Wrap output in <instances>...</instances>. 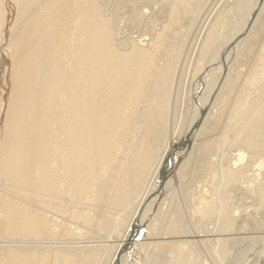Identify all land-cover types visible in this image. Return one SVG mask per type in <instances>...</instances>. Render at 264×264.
<instances>
[{
  "label": "bare ground",
  "instance_id": "1",
  "mask_svg": "<svg viewBox=\"0 0 264 264\" xmlns=\"http://www.w3.org/2000/svg\"><path fill=\"white\" fill-rule=\"evenodd\" d=\"M131 1L124 3L132 6ZM137 1L143 3L138 4L142 10L137 5L131 11L137 9L141 19L130 11L136 15L129 20L132 27L142 19L154 21L153 8H147L153 4L160 5V10L154 7L155 13L159 10L157 24L120 42L118 36L125 34L115 31L126 33L128 28L113 30L118 22L111 24L105 14V0H0V66L8 54L12 61L10 97L0 126V191L9 192V197L0 194V264H160L163 254L172 259L168 264H181L194 254L201 262L194 258L191 263L210 264L209 258H202L207 252L216 263L232 264L227 262L231 250L247 264H264V226L255 227L254 220L252 225L238 224L236 217L247 208L228 215L226 203L208 196V184L198 187L196 199L191 197L193 229L184 221L190 226L179 229L182 222H174L169 214L170 199L194 149L205 151L211 145L200 143L199 136L208 123L223 118L226 93L236 90L237 100L248 99L253 87L264 93V51L253 61L255 68L263 69L258 76H249L250 69L242 67L248 72L243 76L238 66L240 57L251 52L246 44L256 35L264 0H239L236 7L246 6H239L245 8L239 9L242 14L230 5L233 0H215L208 10V0ZM6 2L15 12L9 40L3 43ZM191 7L199 8L194 13ZM192 13L199 20L189 24ZM123 15L128 14L118 18L123 20ZM139 23L133 30L139 31ZM229 34L235 37L227 47ZM221 50L227 58L219 62ZM182 59L185 65L178 77ZM197 78L206 83L199 97L194 94L201 81L195 84ZM239 108L236 120L244 121L249 109ZM251 109V125H262L257 110ZM244 122L241 129L248 124ZM241 144L222 175L227 181L245 179L247 188L241 192H252L251 198L259 200L254 203H263L264 183L257 181L264 177V157H256L263 147L251 137ZM248 151L257 154L248 156ZM164 177L162 189L152 197ZM248 193H241L243 201ZM98 207L108 217L98 216ZM207 215L221 222L216 220L212 228L199 226ZM135 220L144 231L130 259L118 258L134 233L130 228ZM103 230L106 233L98 236Z\"/></svg>",
  "mask_w": 264,
  "mask_h": 264
},
{
  "label": "rangeland",
  "instance_id": "2",
  "mask_svg": "<svg viewBox=\"0 0 264 264\" xmlns=\"http://www.w3.org/2000/svg\"><path fill=\"white\" fill-rule=\"evenodd\" d=\"M111 1V2H110ZM125 1V0H124ZM124 1L123 0H105V4L103 3V6L104 7H108V9L106 10V11H108L109 13H111L110 15H109V13L108 12H106L105 14L107 15L108 14V17H110L109 19H110V22H112L111 24H113V22H115V19H116V22H118L115 26H119V28H117V27H115L114 25H112V26H114L115 28L113 29V30H115V29H122V30H124V32H125V29H127V30H129L130 29V27H132V22H130L129 20H131L132 18H134L133 16L135 15L136 16V18H134V19H136L137 21H138V18L137 17H139V12H135V11H137V9L138 10H142L141 9V7H140V5L141 4H143L142 2H138V1H140V0H138L137 2H138V4H140V5H136V2H135V0H132V1H134V5H132L133 7L134 6H136L135 8H137L136 10H135V8L133 9V11H131L132 10V6H131V4H129V2H127V6L125 5L126 3H124ZM126 1H130V0H126ZM131 1V2H132ZM141 1H143V0H141ZM145 1V0H144ZM147 1V0H146ZM149 1V0H148ZM147 1V2H148ZM203 1H205V0H203ZM209 2L206 4V8L205 9H207V7L208 6H210V3L212 4L213 3V1H215V0H208ZM235 1H237V2H235ZM239 0H233L232 2H231V4L230 5H232V7L234 8L235 7V10L234 11H236V13H238V11H239V13H241L242 14V12H241V10H239V9H242V10H244L245 8H246V6H242L241 4L239 5V6H241V7H245V8H240L239 6H237L236 7V5H238L237 3H239L238 2ZM243 1V0H242ZM241 1V2H242ZM106 2L107 3H109V4H106ZM145 3V5L147 4H149V2L148 3ZM240 2V3H241ZM245 2V0L243 1V3ZM152 2L150 1V4H151ZM153 3H155V2H153ZM201 4H203V2L201 3ZM107 5V6H106ZM109 5V6H108ZM131 7L130 9H128L129 8V6ZM155 5H157V8L160 10V5L159 4H153V5H148V7L147 8H153V9H150V10H152L154 13L153 14H155V18L157 19L158 17H157V12H159V10H157V12L155 13V11H156V7H155ZM243 5H245V4H243ZM125 6V7H124ZM159 6V7H158ZM124 7V9H122ZM155 7V8H154ZM195 7V6H194ZM194 7L192 8L191 7V9H192V12H194V13H196V9H198V8H196L195 10H193L194 9ZM239 7V8H238ZM4 8H5V11H6V14H5V19H6V29H5V33H4V39H3V43H7L8 42V40H9V37H10V28H11V26L13 25V23H14V17H13V15L12 14H14V12H15V9H14V6H13V4L12 3H8V2H6V3H4ZM236 8H237V10H236ZM105 9V8H104ZM118 9H121L120 11L122 12L123 10V13H121V12H119L118 11ZM126 9L130 12H133V13H135V14H133L132 15V13L130 12V15L132 16V17H130L129 16V13H127L128 11H126ZM115 10L117 11V16L115 15L114 17L112 16V13H114L115 12ZM208 10V9H207ZM110 11H113V12H110ZM126 11V12H125ZM118 12H119V15H121V14H128V15H123L122 17L124 18V17H126V18H124L123 20H121L120 18H118V17H121V16H119L118 15ZM230 12H232V9H230ZM245 12V11H244ZM243 12V13H244ZM121 13V14H120ZM189 13V12H188ZM187 13V15L188 16H191V15H189V14H191V12L188 14ZM235 13V12H234ZM238 13V14H239ZM193 14V13H192ZM114 15V14H113ZM158 15H161V14H159L158 13ZM186 15V16H187ZM194 15L195 14H193L192 16V18L190 19V20H188V23L190 24L193 20H194V18H195V20H194V23H195V21L196 22H198V20L199 19H196V17H194ZM127 16H128V18H127ZM111 17L112 18H114L113 20L114 21H111ZM115 17H117V18H115ZM237 17H241V16H237ZM140 19H141V17H139ZM154 18V21L152 22V23H154V22H156L155 24H157V21L158 20H156ZM118 19V20H117ZM122 21H120V20ZM139 19V20H140ZM126 20H128V21H126ZM133 20V19H132ZM151 20H153V18H151L149 21H151ZM156 20V21H155ZM187 20V19H186ZM232 20V19H231ZM121 23H120V22ZM129 24V23H131V26L130 25H128L126 22ZM137 21H135L134 22V26L132 27V31L131 30H129L130 32H131V34H132V32L133 31H135V33L134 34H132V36H131V34H129L130 32H127V30H126V33H123L121 30H118V31H115V32H117V35H124L125 34V36L123 37V36H118L119 37V41L121 42V39H122V41H126L127 40V38L126 39H124L125 37H127V35H129L128 37H132V38H135L136 37V35L138 36V34L141 32V33H143V34H145L146 32H149V30H150V28H151V26H154V24L153 25H151L152 23L151 22H149L148 20H146V22L147 23H150V26L149 25H147V23L146 22H144L143 23V19H142V23L140 22H137ZM191 21V22H190ZM260 21V22H259ZM258 21V24H257V26H258V28L256 27V35L253 37V38H251V39H249L248 41H247V47H249L250 48V50H251V52H246L245 53V55L243 56V58L242 57H240L241 59H242V61H241V59H240V62H239V64H238V66H241L240 68H239V70L241 71V69H242V73L244 74V71L247 69L248 70V72H249V69H250V73H248L249 74V76L251 75H253L252 77H254V73H255V75L256 76H258L259 74H260V70H263L264 69V66H262V68L263 69H261V67H254V63L257 61V60H254V59H259L258 58V56H260V55H262L263 54V51H264V12H263V16H262V18H261V20H259ZM115 22V23H116ZM123 22H125V23H123ZM135 23H139V25H140V28L138 27V30L139 31H137V29H135V30H133V28L135 27V26H138V24L137 25H135ZM185 23V22H184ZM125 26V28H123V27H121V26H123V25ZM147 25V26H149V27H147V26H144V25ZM142 25V26H141ZM186 25V24H185ZM130 26V27H129ZM146 27V29L144 28V27ZM121 27V28H120ZM127 27V28H126ZM142 27V28H141ZM136 28V27H135ZM144 28V29H143ZM143 29V32L141 31V30ZM148 29V30H147ZM145 30V31H144ZM119 31H121L123 34H120V32ZM119 32V33H118ZM136 32H139L138 34L136 33ZM145 32V33H144ZM141 33H140V35H141ZM193 32H191L190 34H189V39H190V41L192 40V37H193ZM192 35V36H191ZM231 34H229V36H230ZM135 36V37H134ZM228 36V37H229ZM117 37V38H118ZM234 37H235V35L234 36H230L229 37V39L231 38V40L229 41V43H228V45H227V47H230L231 45H232V43H233V41H234ZM233 38V39H232ZM124 39V40H123ZM228 40V39H227ZM6 41V42H5ZM187 45L186 46H188L189 47V42H187L186 43ZM188 47H186L187 49V52H188ZM226 47V48H227ZM263 48V49H262ZM228 49V48H227ZM227 49H225V50H227ZM225 50H223L224 51V53L222 52V50L218 53V54H220V55H222L221 57H220V55H218V59H219V62H221L222 60H224L225 58H227L226 56V52H225ZM260 51H262V53H260ZM224 54H225V56H224ZM260 54V55H259ZM8 55H10V54H8ZM6 56L3 60H2V64H1V66H0V103L2 104V108H1V111H0V126H2V122H3V116H4V111H5V108H6V104L5 103H7V101H8V99H9V97H10V86H11V80H10V76H11V74H10V71H11V65H12V61H11V56ZM229 56V55H228ZM263 56H264V54H263ZM9 57V58H8ZM184 58V57H183ZM230 59V58H229ZM217 60V59H216ZM232 60V59H231ZM231 60H229L228 62L230 63V62H232ZM184 60L182 59V62H181V65H179V68H178V70H179V72H178V77H180L179 75H180V72L182 73V68L184 67V65H185V62H183ZM253 61H254V63H253ZM215 62H217L218 63V60L217 61H214V63ZM227 62V63H228ZM260 62V61H259ZM226 63V64H227ZM183 64V65H182ZM225 64V65H226ZM182 66V67H181ZM225 67V66H224ZM223 67V68H224ZM245 69H243V68ZM255 69H254V68ZM206 70H209L208 68L206 69ZM244 70V71H243ZM264 71V70H263ZM204 73V72H203ZM246 72H245V74L243 75V76H245V75H247L248 76V74H247ZM206 74V73H205ZM205 74H204V76H205ZM198 79L199 80H201L200 82L198 81ZM196 80V79H195ZM194 80V81H195ZM246 80H248L247 79V77L245 78L244 77V80L243 81H246ZM264 80V79H263ZM196 82V83H195ZM195 82H193V85H195V84H197L198 82H199V84L198 85H196L197 86V90H195V92H194V94H196L197 96H198V94H201L202 92V90H204L205 89V84H204V82H203V79L202 78H197V81H195ZM203 82V83H202ZM195 83V84H194ZM240 84H242L241 83V81H240ZM239 84V85H240ZM239 85L237 86V88L239 87ZM200 86H202V87H200ZM241 87H242V85H240ZM252 86V85H251ZM255 86V85H254ZM192 87H194V86H192ZM250 87V86H249ZM249 87H247V90L249 89ZM202 88V89H201ZM204 88V89H203ZM201 89V91H199ZM9 91V92H8ZM236 90H234L233 91V95L232 94H230V93H226V96L223 94V98H224V96H225V98H224V104L222 105V106H224L225 105V107L223 108V110L224 109H226V111L224 112L223 110H222V117L223 118H221L217 123L216 122H214L213 123V121L211 122V123H208V124H210V125H206L205 126V128H204V130L201 132V134H200V136H199V142L200 143H202V142H204V143H202V144H205V143H210L211 145L208 147V149L207 150H205V151H201V150H199L198 151V148L196 147V149H194V150H196L195 152H194V154H193V156L191 157V159H190V161H189V165H187V166H185L186 168L184 169V172H183V177H182V180L180 181V183L178 182V184H176V188H175V192H174V194L172 195V197H171V199H170V201H168V202H170L169 204H170V210H169V214H170V218L171 219H173L174 220V222H182V223H178L179 225H177V224H175V225H177L178 227L180 226V225H183V221L184 222H187L188 224H190V225H188L187 223H185L184 225H183V227L184 226H186V227H194V226H192V224L194 223V221L195 220H193L194 218H192V215H191V213H192V211H191V208H192V199H191V197H193V196H195L194 198H193V200L194 199H196L197 197V192H198V190H199V188L198 187H201L202 186V184H205L206 186H207V184H208V196H210L211 197V195H212V197L214 196V198H216V201L218 200V203L219 204H222L223 205V203H226V208H225V211L227 212V214L228 215H233V210L234 209H236V210H239L240 209V211L241 210H243V209H245V207L247 208L246 210H248V212L246 213V210H245V212H244V214L242 213V212H240L239 211V213L242 215L241 217H236L237 219H236V222L238 223V224H240V225H244V224H242L243 222H245V224H249V225H252V224H254V221H256V226L255 227H257L258 226V228H263V226H264V214H263V217H262V212L264 211L263 209V211L261 212V211H259V208H263V206H264V201H263V203H260V204H263V206H260L259 207V203H254V202H258L259 200H258V198L257 197H254V198H251L252 197V192L251 193H248L249 194V196H246V198L244 199V201L245 200H247V198H250V199H248L247 200V202H249L248 204L246 203V205H250V203H252L253 202V204L252 205H250L251 206V208H253V206L255 205V204H258L257 205V207H258V209L254 206V208L253 209H255L256 210V212H254V213H252L254 210L253 209H251L250 207H247L246 205H245V202L243 201V199H242V197H241V193H242V195L244 194H246L247 195V193L245 192V193H243L245 190H243V186L245 187V188H247V184L245 183H243L242 181H245V179H240V178H237V179H235V178H232V179H230V181L228 180H226L224 177H223V173H225V171L223 170V169H226V168H228L229 167V165L231 164V160L230 159H232V157H230V156H232V154H234V152L233 151H235L237 148H243L244 146L241 144V139H243V138H245V137H251L253 140H254V142L256 143V145H259V146H262L263 148H261L262 149V151H260V153L261 152H263V153H261V154H259V151H258V154L260 155V156H258V154H257V158L258 157H261V158H263L264 157V99H263V97H264V93L262 94V95H260L259 94V88H258V86L257 87H253V88H251L250 90H248L249 92L247 93V94H250L249 95V98L248 99H245V98H240V100H237V98H233V97H235L236 95H237V92H235ZM197 92H200V93H198L197 94ZM234 92H235V94H234ZM200 96V95H199ZM198 96V97H199ZM231 96V97H230ZM238 96V95H237ZM236 96V97H237ZM198 97H197V99H198ZM194 98H196V96L194 95V97H193V102L195 101L194 100ZM234 99H236L237 101H235ZM261 99V100H260ZM240 105H241V108H239L240 107ZM243 105V106H242ZM239 109H241V111H243V110H245V109H251V108H255V110H257V112L259 113L258 114V116H259V118H260V123H262V125H256V126H252L251 125V123H250V119H251V115H252V112L251 111H247V114H246V118L245 119H243L244 121H246L248 124L245 126V128H243V129H241V125H243L245 122L244 121H237L236 120V117L238 116V113L239 112H237V109L238 108ZM252 110V109H251ZM224 114V115H223ZM217 121V120H216ZM217 124V125H213V124ZM1 128V127H0ZM210 140V142H208ZM215 140V141H214ZM198 142V143H199ZM212 142V143H211ZM198 144L197 146L199 147V149H201V145L202 144ZM203 146V145H202ZM248 156H252L251 155V153L248 151ZM250 154V155H249ZM256 154H254V155H256ZM253 155V156H254ZM252 156V157H253ZM193 157H194V159H193ZM214 161V162H213ZM252 162V161H251ZM211 179V180H210ZM262 179H264V177L262 176L260 179H258V181L257 182H261V181H263V182H261V183H264V180H262ZM261 180V181H260ZM208 181L210 182V184L208 183ZM212 182H214V184L212 183ZM213 184V185H212ZM209 185H210V187H209ZM240 186H242V190H241V188H240ZM197 188V189H196ZM210 188V189H209ZM177 189V190H176ZM205 189V188H204ZM0 190H2V187L0 188ZM195 191V192H194ZM241 191H243V192H241ZM177 193V194H176ZM192 193V194H191ZM210 193V194H209ZM0 194L1 195H5V197H9V192H7V191H4L3 193L0 191ZM251 194V195H250ZM175 195V196H174ZM253 196H255V195H253ZM245 197V196H244ZM243 197V198H244ZM255 198H257V200L255 199ZM233 200V201H232ZM252 200V201H251ZM244 204H243V203ZM239 204V205H238ZM244 205V207H243V205ZM238 205V206H237ZM173 206V207H172ZM242 206V207H241ZM235 207H238V209L237 208H235ZM91 208H93V205L91 206ZM99 208V207H98ZM97 209V208H96ZM99 209H101L102 211H98ZM98 210H95L96 211V213L98 214V216H106L107 215V217H108V214L106 213H104L103 211H104V209L103 208H99ZM172 209V210H171ZM251 209V210H250ZM189 210V211H188ZM236 210H234V212L236 211ZM250 210V211H249ZM253 210V211H252ZM261 212V213H259V212ZM98 212H101L100 213V215H99V213ZM102 212H103V215H102ZM258 212V213H257ZM105 214V215H104ZM252 214H254V215H252ZM214 216H216L215 214H213ZM239 215V214H238ZM214 216H212V215H207L205 218H204V220L202 221V223L199 225V226H201V227H203V228H212L213 227V224H214V222L216 223V220H220V219H218V216L214 219ZM247 216V217H246ZM251 216H253V217H251ZM258 218V219H260V220H258L256 217ZM244 217H245V220H244ZM242 218H243V220H242ZM251 218V220H247V219H250ZM253 218V219H252ZM256 220H255V219ZM192 219V220H191ZM240 219L242 220V221H240ZM263 221H262V220ZM213 220H215V221H213ZM240 221V223H239V221ZM246 220H247V222L248 223H246ZM254 220V221H253ZM251 221H253V223L251 222ZM191 222H193L192 224H191ZM220 222H221V220H220ZM223 223H224V221H222ZM260 222H263V224L262 223H260ZM225 223H227L226 222V220H225ZM235 224V225H238V224ZM259 225H258V224ZM220 224V223H219ZM261 225V226H260ZM198 226V227H199ZM182 226H180L179 227V229L181 228ZM199 228V229H202V228ZM193 229V228H192ZM196 229H198V228H196ZM106 230V232H107V229H105ZM104 230H103V232H100V235H98V236H102L103 234H101V233H106ZM183 239V238H182ZM206 251V250H205ZM204 251V254L207 252H205ZM232 251H233V253H232ZM162 252V251H161ZM163 253V252H162ZM162 253H160V255H162ZM231 253L233 254L232 255V259L231 258H229V261H227V262H235V263H232V264H247V263H245L244 262V259L243 260H240L239 259V257H241V256H239V255H237V256H235V254H236V251H234V250H231ZM235 253V254H234ZM207 255H204L202 258H207V260H208V258H209V263L210 264H212L213 262V264H221V263H219L220 262V260L219 259H217L216 258V260H219L218 261V263H216L217 261H215V259L214 260H212V258H210L209 256V253L207 252L206 253ZM209 255V256H208ZM164 257V259L163 258H160V257ZM162 256H159V262H160V264H168V263H170V261L172 260H169L166 256H164V254L162 255ZM207 256V257H206ZM165 257H166V260H165ZM196 257V255L194 254L193 255V257H191V258H186V261L187 260H190V261H188V263H186V261H184L185 259L183 258V262H184V264L186 263V264H190L191 263V261L194 259ZM249 257H252V256H250V254H249ZM201 257H200V259H202ZM238 258V259H237ZM199 259V258H198ZM211 259V260H210ZM194 260H196V261H200L201 262V260H197V258H195ZM232 260H235V261H232ZM240 260V261H239ZM211 261V262H210ZM174 262H177L176 260H174ZM182 262V261H181ZM182 262V263H183ZM194 262V261H193ZM200 262H197L198 264H200ZM179 263V262H178ZM181 263V264H182ZM196 263V264H197ZM158 264V263H157ZM180 264V263H179ZM191 264H193V263H191ZM194 264H195V262H194ZM249 264V263H248Z\"/></svg>",
  "mask_w": 264,
  "mask_h": 264
},
{
  "label": "water",
  "instance_id": "3",
  "mask_svg": "<svg viewBox=\"0 0 264 264\" xmlns=\"http://www.w3.org/2000/svg\"><path fill=\"white\" fill-rule=\"evenodd\" d=\"M251 22V20H249V23ZM188 137V133L187 135L185 136L183 142L175 147V150L173 151V153H177L184 145V142H185V139ZM166 180V177L163 178L162 182L157 186V190L151 195L152 197H155V195L162 189L163 185H164V182ZM131 230H134V233H132L130 235V238L128 239L129 243H125L118 251V254H117V257H121V256H124L125 258H127V260L130 259L131 257V251L133 249V246H134V243L137 242L143 231H144V225L143 224H140L138 220H135L133 226L130 228Z\"/></svg>",
  "mask_w": 264,
  "mask_h": 264
}]
</instances>
